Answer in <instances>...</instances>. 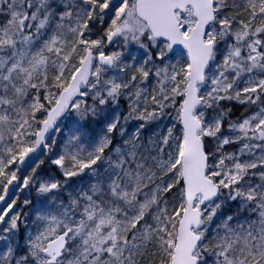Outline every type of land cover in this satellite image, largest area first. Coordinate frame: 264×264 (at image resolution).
<instances>
[{
    "label": "snow or ice",
    "instance_id": "6c2138e0",
    "mask_svg": "<svg viewBox=\"0 0 264 264\" xmlns=\"http://www.w3.org/2000/svg\"><path fill=\"white\" fill-rule=\"evenodd\" d=\"M0 264H264V0H0Z\"/></svg>",
    "mask_w": 264,
    "mask_h": 264
}]
</instances>
